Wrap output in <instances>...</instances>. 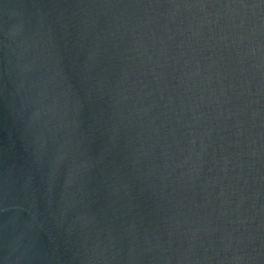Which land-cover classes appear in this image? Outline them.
<instances>
[{"label": "water", "instance_id": "1", "mask_svg": "<svg viewBox=\"0 0 264 264\" xmlns=\"http://www.w3.org/2000/svg\"><path fill=\"white\" fill-rule=\"evenodd\" d=\"M0 264H264V2L0 0Z\"/></svg>", "mask_w": 264, "mask_h": 264}, {"label": "snow or ice", "instance_id": "2", "mask_svg": "<svg viewBox=\"0 0 264 264\" xmlns=\"http://www.w3.org/2000/svg\"><path fill=\"white\" fill-rule=\"evenodd\" d=\"M262 2H264V0H262Z\"/></svg>", "mask_w": 264, "mask_h": 264}]
</instances>
